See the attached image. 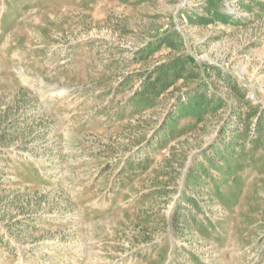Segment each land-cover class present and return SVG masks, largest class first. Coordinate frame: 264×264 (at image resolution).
<instances>
[{"label": "rangeland", "instance_id": "1", "mask_svg": "<svg viewBox=\"0 0 264 264\" xmlns=\"http://www.w3.org/2000/svg\"><path fill=\"white\" fill-rule=\"evenodd\" d=\"M0 264H264V0H0Z\"/></svg>", "mask_w": 264, "mask_h": 264}]
</instances>
